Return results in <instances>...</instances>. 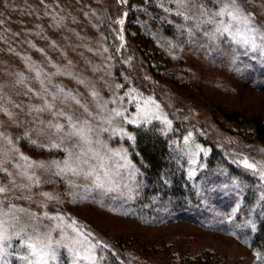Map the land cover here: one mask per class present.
Wrapping results in <instances>:
<instances>
[{
    "label": "rangeland",
    "instance_id": "374dc122",
    "mask_svg": "<svg viewBox=\"0 0 264 264\" xmlns=\"http://www.w3.org/2000/svg\"><path fill=\"white\" fill-rule=\"evenodd\" d=\"M199 2L216 8L212 0ZM240 2L257 22L264 21V0ZM179 10L173 0H0V106L12 114L10 118L0 111V132L13 141L9 145L0 138V147L8 152L4 167L11 174L0 172V185L9 186L0 200L6 197V203L16 205L19 219L15 228H8L12 239L5 242L8 254L2 264H27L31 257L25 241L37 226L66 245L73 244L75 229L81 228L90 241L100 242L96 264L106 256L101 245L136 264L198 259L207 264H264L252 243L262 192L255 195L254 188L264 186V180L252 172L257 179L247 181L234 167L244 169L238 162L242 157L264 162V58L259 53L255 58L242 55L226 37L213 41L205 36L214 25H202L190 35L195 22L185 21ZM106 23L124 37L126 66L114 57ZM132 89L138 99L151 98L159 105L160 120L149 116L150 122L139 125L126 122L141 118L125 95ZM45 102L54 104L51 112L34 110ZM53 112L87 121L93 130L90 138L102 142L93 147L126 165L119 175L110 174L104 188L83 173L61 177L53 174L55 168L24 167L27 161L19 159L20 154L48 164L67 159L64 148L76 152L74 145L81 144L66 135L73 129L65 116ZM49 123L65 128L57 132ZM150 123H158L170 137L172 159L185 172L186 206L177 209L172 196L145 193V179L132 152L135 128ZM119 129L123 132L113 134ZM25 133L26 138L18 139ZM31 140L44 145L63 140V148H41ZM125 154L127 159L121 160ZM82 167L88 170V165ZM25 171L38 176L39 185L23 175ZM10 180L29 187H12ZM25 225L33 227L13 235ZM50 264H75V256L60 247Z\"/></svg>",
    "mask_w": 264,
    "mask_h": 264
},
{
    "label": "snow or ice",
    "instance_id": "6c2138e0",
    "mask_svg": "<svg viewBox=\"0 0 264 264\" xmlns=\"http://www.w3.org/2000/svg\"><path fill=\"white\" fill-rule=\"evenodd\" d=\"M126 2V0H125ZM180 10L177 12V15L183 17L185 21H194L193 28H189L188 32L190 35L194 34L193 29L199 30L202 25H214L212 32H205V36H209L213 41L220 38H227L228 41L238 45L242 49V55L248 56L252 54L255 58V54L259 53V56L264 58V21L257 22L253 13L248 12L242 6L240 0H212L213 4L216 5L215 10L207 7L206 4L199 2V0H173ZM220 17H226V19H219ZM123 24V20L118 21ZM178 27H185L184 25H179ZM119 39L123 41V35H120ZM238 58V56H237ZM117 87H122L118 85ZM71 96V94H68ZM126 96L131 97V102L135 104L137 108V115L141 117L140 119L127 120L128 123L141 124L144 122H150L148 119L149 116H154L155 119L160 120L161 116L156 113L159 111V105L155 103L151 98L148 99H138L137 90L132 89L130 93H126ZM75 99L74 97H71ZM123 99V98H121ZM79 103V101H77ZM154 106V109H153ZM54 104L45 102L44 107L34 108L37 112H43L46 109L52 111ZM0 111H4L11 118L12 114L8 112L7 109L0 106ZM116 116L124 117V113L121 111L113 110ZM53 115H62L65 116L66 120L69 122V126L73 131L67 132L66 135L69 137H76L81 141V144H76L74 147L77 149L76 152L70 151L68 148H64L65 152L69 153V157L63 161H52L51 163L44 162H35L31 161L29 157L20 154L19 159L27 161V164L24 166L26 169H32L33 167L50 170L55 168L54 175L65 176L68 173L73 175H80L83 173L86 176L94 177V184L97 188H104L106 182H111L110 174L115 171L119 175V168L126 165H120L119 163L112 161L110 155L107 152L101 153V151L95 147L93 144H101L102 142L97 139L93 141L90 138V133L93 131L92 128L88 125L87 121H73V117L67 115L64 112H53ZM164 122L171 126V121L164 118ZM48 127L55 128L57 132L63 131L65 126L62 124H51L49 123ZM103 131H108V129H103ZM123 132V129L113 130V134L116 132ZM27 133L24 134V137H18V139L26 138ZM192 136V133H189L188 137H185V142L189 140ZM0 138H3L7 144L12 145L13 141L11 137L5 133L0 132ZM131 138V137H130ZM134 139V138H133ZM30 143L38 147H50V148H63V140L60 143H51L50 145L38 144L37 141L31 140ZM106 148L107 146L104 145ZM199 147V146H197ZM13 150L16 151L14 145ZM200 151H205L200 149ZM115 155H120V153H114ZM8 152L3 147H0V172H3L7 175L8 169L4 167L6 163V157ZM121 160H126L127 156H120ZM195 163V161H192ZM241 166L258 174L261 180H264V162L250 161L247 157H242L238 161ZM82 165H88V170L82 167ZM21 167V165H17ZM99 169V171H97ZM103 174V178L102 175ZM195 173H190L194 175ZM23 175H26L27 178L33 181L34 184L39 185L40 180L35 174L28 175V172L25 171ZM10 185L12 187H24L28 188V185H17L14 180H10ZM71 183V182H69ZM9 191V186L0 185V193H7ZM42 195L48 197L49 199H55L50 193H42ZM6 197L3 200H0V264L4 257L8 254V247L5 246L6 241H10L12 236L8 234V228H15L19 224V219L15 215L17 211L16 205L6 203ZM19 211L26 212L25 209H18ZM11 214V216H10ZM30 218L32 217L31 213H27ZM10 216V220H9ZM75 223V221H73ZM28 227H33L32 225H25L19 229V231H14L13 235L20 236L22 232ZM33 231L34 236L28 238L25 241L26 250L31 259L27 260V264H50L51 261L57 259V248L66 247L69 248L75 256V264H96L97 256L95 249L100 243L99 241L92 242L88 239V234L84 233L81 228L77 227L75 231L78 233V236L73 237V244L66 245L63 240L53 241L49 232H41L39 227H34ZM82 237V238H81ZM55 245V247L53 246ZM73 245H79V247H74ZM107 248V245H103ZM261 258H264L262 254Z\"/></svg>",
    "mask_w": 264,
    "mask_h": 264
},
{
    "label": "trees",
    "instance_id": "16d2710c",
    "mask_svg": "<svg viewBox=\"0 0 264 264\" xmlns=\"http://www.w3.org/2000/svg\"><path fill=\"white\" fill-rule=\"evenodd\" d=\"M128 16V14H126ZM125 16V17H126ZM106 32L110 40L111 46L114 48V57L118 59L121 65L126 66L121 54V48L125 40L119 39L120 33L115 30L109 23H106ZM119 33V34H118ZM120 49V50H119ZM261 125V124H260ZM264 134V123L260 128ZM136 139L132 152V157L139 165L141 173L145 179V193L152 196H161L163 199L172 196L176 208L178 206H186V194L183 192L184 184L186 182L184 170L176 164L172 159V149L170 144V137L165 135L158 126V123H150L147 125H140L135 128ZM214 155H218V151L214 148ZM217 157H220L219 155ZM239 171V177L247 181H254L256 176L245 169L236 165ZM257 179V178H256ZM256 195L261 192L260 196V211L261 216L257 220V229L252 238L253 245L264 254V186L259 187L258 190L254 188ZM101 245V244H100ZM106 251V256L101 264H136L133 261H127L119 256L118 253L113 252V248L108 246L103 247ZM179 264H207L205 261L198 259L197 262L189 260L185 263ZM210 264V263H208Z\"/></svg>",
    "mask_w": 264,
    "mask_h": 264
}]
</instances>
